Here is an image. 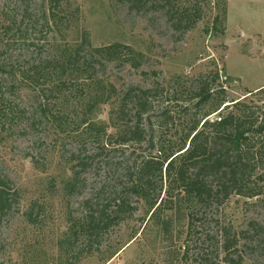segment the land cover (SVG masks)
I'll use <instances>...</instances> for the list:
<instances>
[{
	"label": "rangeland",
	"instance_id": "1",
	"mask_svg": "<svg viewBox=\"0 0 264 264\" xmlns=\"http://www.w3.org/2000/svg\"><path fill=\"white\" fill-rule=\"evenodd\" d=\"M42 2L0 0V96L3 93L16 113L11 123L3 129L0 125V173L17 200L0 228V258L5 264H60L55 243L66 230L67 214L79 217L84 199L102 186L119 185L117 165L131 149L109 150L85 169L75 168L83 179L81 185L70 196L62 188L70 167L77 165L70 161L71 153L79 148L87 157L94 153L93 144L81 137L85 126H78L76 118L87 111L88 102L91 106L92 94L107 93L111 85L116 95L110 100L113 104L129 88H154L155 112L176 113L186 98L182 87L188 79L215 67L220 79L213 88H223L230 99L245 96L264 112V0H73L67 10L74 19L70 28L49 31L33 23ZM193 2L202 13L194 28L184 32L171 26L165 14L168 8L163 7ZM81 27L89 33L92 47L119 44L132 49L134 56L140 55L135 56L139 67L118 58L94 66V79L72 74V67H64L65 45H75ZM58 55L60 91L51 93L56 74L46 70L41 78L29 77L34 65ZM249 90L251 96L246 95ZM109 110L110 105L92 107L89 122L107 125ZM174 133L172 125L162 131L171 141L177 139ZM32 203L38 214L33 223L23 214ZM137 207L131 219L104 237L101 254L115 252L105 264H264V192L252 199L233 195L178 217L171 214L164 234L159 225L162 214L152 221L144 205ZM226 235L232 243L228 251L223 248ZM80 264L102 262L93 256Z\"/></svg>",
	"mask_w": 264,
	"mask_h": 264
},
{
	"label": "trees",
	"instance_id": "2",
	"mask_svg": "<svg viewBox=\"0 0 264 264\" xmlns=\"http://www.w3.org/2000/svg\"><path fill=\"white\" fill-rule=\"evenodd\" d=\"M72 3L73 0H43L42 11H35L33 15L34 26L40 25L41 30L46 31L58 30L61 26L70 28L74 19L67 10ZM165 8H168L165 14L169 24L184 32L193 29L202 18L196 2L167 5ZM78 11L76 7L74 13L77 15ZM27 16L33 19L30 14ZM213 21L217 23L218 17ZM76 32L75 45H65L68 55L64 63V67L74 69L72 74L75 76L81 73L78 76L88 75L87 79H94L91 77L95 76L94 66H102L118 58L132 68L139 67L135 56L140 55L134 56L129 47L113 44L95 48L91 46L89 33L84 28ZM32 70L34 75L29 78L33 80L41 78V72L46 70L56 74L51 93L60 91V55L38 62ZM218 73L214 67V71L188 79L187 85L182 87L186 98L176 113L167 109L158 114L155 112L154 88H129L113 104L110 100L116 95L111 85L107 86V93L92 94L91 106L88 102L87 111L76 118H79L78 126H85L81 137L93 144L94 153L87 157L80 148L71 153L70 161H77V165L70 167V176L62 181L63 190L70 196L81 185L83 179L79 170L74 171L75 168L85 169L89 161L109 150L132 151L117 165L120 181L117 187L107 189L102 186L84 199L81 202L83 213L79 217L67 214L66 230L55 243L60 264H80L93 256H97L102 264L112 259L115 252H108L105 256L101 254L104 237L109 230L131 219L138 210V204L145 206V215H149L152 221L159 213L162 214L159 225L164 234L171 214L178 217L187 210L192 213L190 209L209 208L233 195L252 199L263 194L264 112L250 105L251 100L245 96L230 99L223 88H213L220 79ZM21 74L24 75L23 72ZM178 92L184 94L183 90ZM246 95L251 96L252 92L248 91ZM3 96L1 93L2 129L16 116L15 109ZM98 105H110L107 125L89 122L92 107ZM174 117H177L176 121ZM170 125L175 129L174 136H177L174 141L166 140L162 135L163 129ZM109 128L113 133L108 135ZM142 149L146 155L140 152ZM30 162L34 169H38L35 160ZM16 201L15 191L10 189L9 181L0 173V228L15 210ZM34 205L32 203L23 213L31 223L38 215L34 214ZM224 240L223 248L228 251L232 243L227 235ZM0 264H5L1 258ZM226 264L241 263L228 261Z\"/></svg>",
	"mask_w": 264,
	"mask_h": 264
},
{
	"label": "crops",
	"instance_id": "3",
	"mask_svg": "<svg viewBox=\"0 0 264 264\" xmlns=\"http://www.w3.org/2000/svg\"><path fill=\"white\" fill-rule=\"evenodd\" d=\"M262 86H264V85H262ZM262 86H260V87H262ZM249 91H252V90H249Z\"/></svg>",
	"mask_w": 264,
	"mask_h": 264
}]
</instances>
